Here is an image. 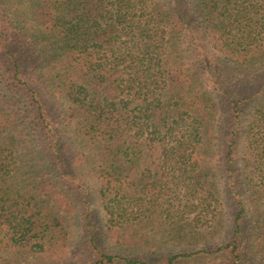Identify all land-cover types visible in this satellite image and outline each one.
Segmentation results:
<instances>
[{
	"label": "trees",
	"instance_id": "obj_1",
	"mask_svg": "<svg viewBox=\"0 0 264 264\" xmlns=\"http://www.w3.org/2000/svg\"><path fill=\"white\" fill-rule=\"evenodd\" d=\"M0 52V263L93 229L91 190L124 256L88 264H263L264 85L221 90L222 139L209 85L212 69H264V0H0Z\"/></svg>",
	"mask_w": 264,
	"mask_h": 264
},
{
	"label": "rangeland",
	"instance_id": "obj_2",
	"mask_svg": "<svg viewBox=\"0 0 264 264\" xmlns=\"http://www.w3.org/2000/svg\"><path fill=\"white\" fill-rule=\"evenodd\" d=\"M184 49L186 63L192 70H198L200 68L199 65L201 64V60L192 49L187 47L186 44L184 45ZM26 57L28 59L30 55H26ZM34 58L35 56L32 57L31 61ZM7 60V57H1L0 52V61L2 62V66L4 65V67H9V63L6 62ZM223 63L226 64L225 62ZM223 68L225 70L220 73L215 72L214 69L211 70L214 85L217 86L218 90H215L211 85H209V88L211 89L210 93L216 101L217 114L215 123L220 129V132L217 131L215 134L217 138L220 139L224 138L227 134L228 127L232 119L230 112L231 103H229L228 98H224L222 96L221 90L228 95L230 94L238 98L240 96H250L256 93L258 89L264 85V75L262 73L264 69L260 72H254L246 69L239 71L234 68L233 65L224 66ZM219 69L222 70L221 68ZM4 73L6 76L0 74V89L5 88V81L9 72H7L4 68ZM44 98L50 99L51 97L50 95L44 93ZM48 105H50V103ZM57 119L60 120V115ZM86 198L91 205L92 213H90L91 215L89 220L92 222L93 229L86 228L81 220L72 222L70 229V241L67 249L45 253L36 258L32 257L26 260L24 259L25 261L23 260L22 264H88L94 262L101 252L119 253L124 256V254L120 253L119 250L116 249L115 245H113L106 237L104 216L101 214V211L98 210L94 200H92L94 197H92L91 190L88 191ZM224 203L225 205L222 207L221 214L219 215V218L222 219L224 223V232L217 234L218 237L215 240V242L220 244L228 241V238L234 229L232 221L235 215V209L227 197L225 198ZM212 224V222L205 223L203 230L206 232L212 231ZM248 227H251V225ZM91 238H94V242H91ZM262 261L264 264V259Z\"/></svg>",
	"mask_w": 264,
	"mask_h": 264
}]
</instances>
